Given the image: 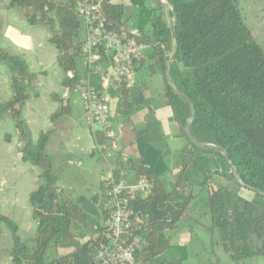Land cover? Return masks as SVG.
<instances>
[{"label":"trees","instance_id":"trees-1","mask_svg":"<svg viewBox=\"0 0 264 264\" xmlns=\"http://www.w3.org/2000/svg\"><path fill=\"white\" fill-rule=\"evenodd\" d=\"M174 9L177 51L169 64V76L175 86L195 105L197 115L189 132L200 143L226 150L242 181L264 191V50L247 28L237 0H166ZM135 6L137 40L145 45L134 69L147 66L149 72L163 77L168 52L173 50L170 26L162 17V7L155 1L130 0ZM80 0H9L30 25L42 24L50 31L49 42L57 51L61 84L68 92L79 91L83 81L102 90V77L88 74L81 47L83 24L77 14ZM100 8L108 28L122 32L132 16L125 15L122 3L101 0ZM171 16L173 18L172 12ZM146 24L148 33L143 32ZM110 62L102 53L99 62ZM0 62L9 71L12 98L0 104V117L14 122L20 141L18 153L24 162L39 170L40 183L28 195L31 217L36 223L33 245L19 234L11 218L0 213V222L9 229L12 245L8 249L11 264H91L103 240L100 221L105 217L103 194L99 188L90 196L63 197L52 160L46 151L51 130L40 132L36 142L22 118V107L36 73L28 70L18 55L0 47ZM82 67V68H80ZM164 79V77H163ZM115 113L133 122L137 109L149 107L143 91L129 95L126 79L115 90ZM164 97L171 108V118L184 136L183 126L191 109L164 80ZM58 109L52 121L69 113L70 100L53 95ZM138 156L127 162L118 160L116 168L131 173L132 179L144 177L151 186L145 195L131 201L134 210L131 234L139 236L135 253L149 264H183L184 246L170 244L166 233L187 215L197 186L207 196L210 215L209 232L227 258V264H249L254 256H264V197L241 188L232 177V169L219 153L188 145L179 153L177 174L168 187L162 176L167 172L165 156L168 136L150 109L139 125H132ZM95 145L107 142L101 130L92 132ZM8 140V137H7ZM90 156L104 163L91 151ZM94 225L99 228L94 230ZM59 248L69 251L50 257ZM216 258V257H215ZM214 264H223L216 258Z\"/></svg>","mask_w":264,"mask_h":264},{"label":"crops","instance_id":"crops-1","mask_svg":"<svg viewBox=\"0 0 264 264\" xmlns=\"http://www.w3.org/2000/svg\"><path fill=\"white\" fill-rule=\"evenodd\" d=\"M154 1L159 4L157 0H150V4L152 5ZM159 1L165 3L163 2V0ZM237 1L247 28L249 29L259 46L264 50V0ZM240 1L243 2V5L240 3ZM111 2L122 3L124 7H126L125 15L127 17L133 15L131 20L128 22V25L130 26V28H134L140 32L137 27L136 9L135 6L130 3V0H111ZM126 5L130 6L128 10ZM160 6L162 7L163 19L168 25H171L173 20L171 16V10L166 6ZM149 31L150 25L146 24L143 28V32L148 33ZM49 37L50 31L46 26L42 24L30 25L29 23H27L25 17L17 8L9 6V0H0V47L7 49L12 54L20 56L26 62L28 70L32 73L37 74V77L32 80V85L29 89V97L22 107V118L25 121L27 128L29 129L31 140L33 142H36L40 132L51 130V134L46 144V151L50 157H52V152L55 148L53 142L55 141L56 137L59 138L60 144L66 146V151L64 153L71 155L77 154L76 156H90L91 151H93L95 148V142L92 135V132L95 129L90 128V126H88L87 122L84 119L83 101L80 98L79 93H77L76 95L78 99L77 107L74 106L75 98L74 96H71L72 92H68L65 88H63L61 84L62 72L59 69L56 61L57 51L55 47L49 42ZM172 51L170 52L172 53ZM169 55L170 53L168 52V56ZM143 68L148 69L146 65L138 67L137 69H134L133 72L126 78V86L128 90L129 87L134 84L133 78H131L132 75L134 76L135 74H138L139 71ZM106 90L109 96L110 108L115 114L113 118L115 147L114 150H112V148L109 149L107 158H104L103 160L105 164L107 163L108 168L114 169L116 168L115 166H118V160H121L125 163L129 158L137 157L138 153L136 145L134 143V136L132 145H126L124 139L121 137L123 127L118 122V118L122 117L115 113L117 97L116 94H114V90L110 88ZM160 90L164 94V89L162 88ZM65 91H67L68 93L66 97H68L70 100L69 113L67 115H60L59 117L55 118L54 121H52L51 116L58 109L57 103L53 99V95L58 94L59 97L64 99L66 98L63 97V93ZM142 91L145 94L149 107H147L148 109L146 107H143L135 111L132 118V125L140 123L150 109L153 110V114L156 113V109L150 104V97L153 94L151 92L152 90L145 88V90ZM11 98L12 91L10 87L9 71L6 65L0 62V104L7 102ZM142 111H144L145 114L142 115ZM122 119L126 120L124 118ZM132 125L130 127L131 130ZM159 125L162 131L163 127L160 122ZM179 133L171 136H179ZM163 134L166 135L164 132ZM166 136L169 137V135ZM167 142L168 138L166 140V143ZM186 146L179 148V151L177 150L178 152L176 153L177 157H173L172 162L175 165L174 169H171L168 166V161L165 157V163L168 167V170L172 171V178L170 181H172L175 177V174H177V168L180 163L179 153ZM19 148L20 141L13 120L8 115L1 116L0 213L11 218L17 223L20 236L21 232L25 234V236H28L30 235L29 232L31 230L33 231L32 234L34 235L36 231V223L31 217V205L28 201V195L37 186L39 170H34L32 168L34 167L33 165L21 160L18 153ZM113 159H116V163ZM110 161H113V165L115 163L114 168L109 165ZM97 171L98 185L95 189V192L99 190L100 174L101 172H104L101 170L99 171V169H97ZM127 173V180H132V174L129 172ZM168 175L170 176V174H164L162 176L161 179L163 183L165 176ZM62 196L66 197L63 195V192ZM198 215L199 210L193 203L187 210V215L185 216L186 218H188V220H186V218L181 219L184 222V225L179 226L177 228V232L175 233L177 244L180 246H184V248L186 249L187 255L186 258L182 261L183 264L184 261H186L188 258L189 250V239L187 237L189 227L187 222L189 221V219L197 222L196 217ZM3 224L4 223L0 222V264H11L10 257L8 255V249L12 245V238L9 229L5 224V226ZM172 239L173 238L170 236V240ZM216 249L219 252V249L217 247ZM192 251L195 253L196 257L201 256L204 258L203 260L198 261L197 264L215 263L216 258L212 256L210 254V251H208L207 249H203L201 246H196ZM220 255L221 256L219 257V259L222 257L220 262L223 264H227L225 256H222L221 253ZM256 264H259V262H257Z\"/></svg>","mask_w":264,"mask_h":264},{"label":"built area","instance_id":"built-area-1","mask_svg":"<svg viewBox=\"0 0 264 264\" xmlns=\"http://www.w3.org/2000/svg\"><path fill=\"white\" fill-rule=\"evenodd\" d=\"M101 0H80L77 14L82 20L84 43L81 47L83 62L88 74L100 73L102 90L83 81L78 93L83 101L84 119L90 128L101 130L107 142L95 145V154L107 158L109 149L114 150L113 118L114 112L109 105L106 89L116 90L134 70L145 45L137 40L140 32L134 28L116 32L108 28L101 10ZM109 54L110 62H99L102 53ZM67 91L63 97L67 96ZM94 130V131H95ZM127 171L109 168L100 174V190L103 194L102 208L105 217L100 221L103 227V240L97 248L91 264H149L135 253L139 247V236L130 233L134 210L131 201L136 195H145L151 191L146 178L137 177L127 180ZM98 225L93 229L97 230Z\"/></svg>","mask_w":264,"mask_h":264},{"label":"rangeland","instance_id":"rangeland-1","mask_svg":"<svg viewBox=\"0 0 264 264\" xmlns=\"http://www.w3.org/2000/svg\"><path fill=\"white\" fill-rule=\"evenodd\" d=\"M163 2H166L163 0ZM243 5V2L240 1ZM127 6V10L130 8ZM241 6V5H240ZM126 8V7H125ZM171 54V52H169ZM133 83L129 87V95L133 96L137 92L142 90L151 89L152 95L150 97L151 105L156 109V113L154 114L155 118L161 123L163 127V132L168 137V149L166 160L168 161V166L171 169H174V163L172 162L173 157H177L176 153L179 151L178 149L188 145V140L185 136H171L179 133V126L172 120L171 118V108L167 103L164 94L160 89H164V79L159 73L151 74L148 69L143 68L139 71L138 74L132 75ZM135 79V80H134ZM145 87V88H144ZM148 91V90H147ZM150 92V91H149ZM77 91L72 92L71 96H74L75 103L74 106L78 107V99L76 97ZM113 105V104H111ZM147 108V107H146ZM148 109V108H147ZM141 114H145L144 111ZM121 117V116H120ZM118 122L122 125V134L121 137L124 139L126 145H132L133 141V132L131 130V125L133 122L128 120H123L122 118H118ZM135 125H139L136 123ZM57 136V135H54ZM55 148L52 152V170L58 177V185L62 189L64 196H77L80 194L83 195H92L95 192V189L98 185V171H107L108 165L101 164L96 158L90 156H76L77 154L71 155L64 153L66 151V146L60 144L59 138L56 137L53 142ZM65 147V148H64ZM178 150V151H177ZM122 156V155H121ZM112 158V157H111ZM114 162L116 159H113ZM116 163V162H115ZM114 163V165H115ZM109 165L114 168L113 161H110ZM34 170H38L36 167H32ZM165 174H170V176H165L164 183L168 187L169 181L172 178V171L167 170ZM40 183L39 178L37 179V184ZM193 194L194 205L199 210V215L196 217L197 222L192 219H189L188 227L189 232L187 233V237L189 239V250H188V258L184 261V264H197L198 261L203 260V257H196L195 253L192 251L196 246H201L203 249H207L210 251V254L219 259L221 256L227 257L226 254L217 247L215 240H213L211 233L208 230L210 226V215L209 208L207 203L206 194L197 186H194ZM240 194L243 196H247V192L244 189L239 190ZM205 210V211H203ZM186 218V217H184ZM188 220V218H186ZM4 225V224H3ZM184 225V222L181 220L178 223L177 227H174L170 230H167L166 233L170 235L173 239L170 240V244L178 245L176 242L175 233L177 232V228L179 226ZM5 226V225H4ZM30 235L25 236L21 232V238L26 240L29 246L33 245V237L34 234L31 230ZM25 237V238H23ZM216 245V246H215ZM216 247L219 249L217 251ZM69 249L67 248H59L56 252H50V257H54L56 255H63L67 253ZM222 258V257H221ZM221 258L219 259L221 261ZM227 261V258H226ZM259 264L264 263V256L252 257L249 259V264Z\"/></svg>","mask_w":264,"mask_h":264},{"label":"water","instance_id":"water-1","mask_svg":"<svg viewBox=\"0 0 264 264\" xmlns=\"http://www.w3.org/2000/svg\"><path fill=\"white\" fill-rule=\"evenodd\" d=\"M157 2L160 5L166 6L167 8H169L171 10V12H172V15H173V20H172V23H171V26H170L171 38H172V42H173V51L167 58V61H166V64H165L164 73H163V77H164V80L167 83V85L172 89V91L174 93H176L182 100L187 102V104L189 105V107L191 109L190 117L186 120V122H185V124L183 126V134H184V136L186 137V139L192 145H194L198 149H201V150H204V151H207V152L221 154L224 157V159L226 160L227 164L231 167L232 172H233L232 177L234 178L236 183L241 188L250 190L251 192L257 193V194H259V195L264 197V191L263 190L251 187V186L245 184L242 181V179L240 178V176H239V174L237 172V169H236L234 163L229 158V155H228V153L226 152L225 149H223V148H221L219 146L211 145V144L200 143L196 139H194L193 136L190 134L189 127L191 126V124L193 123V121L195 120L196 115H197L196 107H195L194 103L189 98H187L177 86H175V84L173 83V81L171 80V78L169 76V64L174 59V56H175L176 51H177V46L175 44V35H174V28H175V23H176V14L174 12L173 7L167 1L165 3H162L159 0H157Z\"/></svg>","mask_w":264,"mask_h":264}]
</instances>
